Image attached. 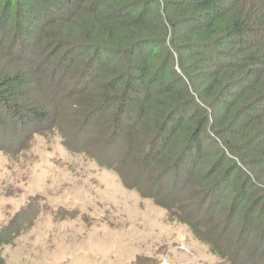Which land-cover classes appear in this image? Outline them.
<instances>
[{"label": "trees", "instance_id": "trees-1", "mask_svg": "<svg viewBox=\"0 0 264 264\" xmlns=\"http://www.w3.org/2000/svg\"><path fill=\"white\" fill-rule=\"evenodd\" d=\"M83 120L107 131L100 144L111 150L71 144L65 122ZM52 131L162 206L220 264H254L246 245L264 264V0H0V152L18 156ZM132 162L161 166L172 190L136 185ZM180 182L205 197V217L225 220L228 242L180 205ZM26 208L0 226V251L33 223Z\"/></svg>", "mask_w": 264, "mask_h": 264}, {"label": "rangeland", "instance_id": "rangeland-1", "mask_svg": "<svg viewBox=\"0 0 264 264\" xmlns=\"http://www.w3.org/2000/svg\"><path fill=\"white\" fill-rule=\"evenodd\" d=\"M69 98L64 97L65 101ZM93 123L83 128V120L78 128L76 122L66 121L65 135L70 139L74 135L76 141L71 144L83 150L86 146L93 153L94 149L111 150L112 143L100 144L107 131ZM95 128L98 138L88 141L87 135ZM116 149L113 152L118 153ZM18 153L0 152V226L21 207L37 214L13 243L3 245L0 253L6 264H220L186 225L168 220L162 206L124 186L117 174L84 151L68 149L58 131L35 135ZM132 165L128 167L136 185L148 191L172 190L170 175L165 171L161 177V166L156 169L150 164L145 172L144 165ZM183 183L173 191L177 198L185 196L180 205L229 239L231 230H226L225 220L214 223L205 217L208 213L201 209L205 197L190 198L183 191L189 185ZM248 247L244 253L249 256ZM248 256L247 260L260 264L258 255Z\"/></svg>", "mask_w": 264, "mask_h": 264}, {"label": "crops", "instance_id": "crops-1", "mask_svg": "<svg viewBox=\"0 0 264 264\" xmlns=\"http://www.w3.org/2000/svg\"><path fill=\"white\" fill-rule=\"evenodd\" d=\"M219 261V260H218ZM220 263V262H219Z\"/></svg>", "mask_w": 264, "mask_h": 264}]
</instances>
